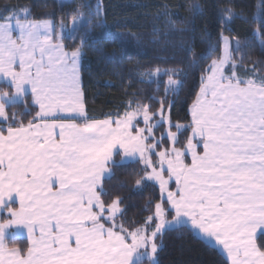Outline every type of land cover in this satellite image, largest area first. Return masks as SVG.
<instances>
[{"label":"snow or ice","instance_id":"1","mask_svg":"<svg viewBox=\"0 0 264 264\" xmlns=\"http://www.w3.org/2000/svg\"><path fill=\"white\" fill-rule=\"evenodd\" d=\"M69 15L71 25L62 17L58 26L27 8L0 17V264H158L164 235L181 230L214 244L227 264H264L257 240L264 229V75L237 69L234 54L240 62L244 55L231 34L237 14L221 10L218 40L200 53L204 59L219 50L202 72L187 124H173L168 100L179 95L185 74L160 67L141 73L149 81L167 76L158 101L130 99L122 113L89 116L80 76L84 41L71 49L63 41H74L93 19L79 7ZM258 16L253 37L264 46V0ZM102 17L98 5L95 26ZM27 90L33 107L25 122L8 106ZM116 156L140 165L137 189L158 188L139 225L118 222L121 197L103 199ZM12 228L26 231V248Z\"/></svg>","mask_w":264,"mask_h":264},{"label":"trees","instance_id":"2","mask_svg":"<svg viewBox=\"0 0 264 264\" xmlns=\"http://www.w3.org/2000/svg\"><path fill=\"white\" fill-rule=\"evenodd\" d=\"M69 0H0V17L9 14L11 9L30 10L34 19L53 20L57 26L63 17L65 24L71 25L70 13L79 7L93 26L79 32L75 40L65 38L63 43L75 48L83 39V55L80 64L81 89L86 111L89 116L104 118L124 111L130 99L147 102L151 96L157 101L164 95V82L167 76L148 80L142 77L150 69H179L185 75L178 96L169 95L174 101L171 109L173 124L177 121L187 124L190 120L188 108L200 87L203 70L215 55L199 59L207 47V41L216 43L221 32L220 13L231 7L237 18L231 23L232 35L238 37L244 53L234 54L240 69L251 72L256 68L264 75V46L254 39L256 24L253 16L259 19L260 0H70V7H61ZM103 11L104 23L95 26L97 6ZM167 6V7H165ZM167 12V18L164 13ZM171 20L172 23L167 21ZM194 49L195 56L186 49ZM196 60V66H190ZM244 73V72H242ZM6 88L5 83L0 89ZM27 106V107H26ZM33 107L30 93L8 106L9 113L23 114L25 122L30 118ZM158 107L153 103V111ZM167 107V102L165 103ZM158 135V133H157ZM186 133L181 134L183 142ZM116 165L110 178L105 179L104 189L108 193L103 199L110 202L121 197L126 226L139 225L148 212L143 211L145 203L159 197L158 188L145 186L137 189L140 165L132 162L120 163V156L114 157ZM258 242H264V233L258 235ZM19 246L26 248L27 240L17 238ZM158 264H227L226 257L215 246L199 237L191 230L167 232L163 237V247L158 252Z\"/></svg>","mask_w":264,"mask_h":264},{"label":"crops","instance_id":"3","mask_svg":"<svg viewBox=\"0 0 264 264\" xmlns=\"http://www.w3.org/2000/svg\"><path fill=\"white\" fill-rule=\"evenodd\" d=\"M1 83H5L4 81H2V80H0V84ZM82 90V89H81ZM27 93H30L31 94V92H30V90H27L26 92H25V94L24 95H26ZM21 98H17L14 102H17V101H19ZM84 100V99H83ZM189 162H190V158H189ZM14 230H15V233L17 234V237L16 238H21V237H23V238H25V239H27V235H26V231L24 230V229H17V228H14ZM196 233V232H195ZM262 233H264V229H258L257 230V237H258V235H260V234H262ZM197 235L199 236V237H201L198 233H197ZM202 238V237H201ZM203 239V238H202ZM210 244H211V242H210ZM213 246H214V244H212ZM222 253V252H221ZM224 255V254H223ZM225 256V255H224ZM226 257V256H225Z\"/></svg>","mask_w":264,"mask_h":264},{"label":"rangeland","instance_id":"4","mask_svg":"<svg viewBox=\"0 0 264 264\" xmlns=\"http://www.w3.org/2000/svg\"><path fill=\"white\" fill-rule=\"evenodd\" d=\"M211 63V62H210ZM230 67V66H229ZM237 69H238V71L239 72H247V70L246 69H240L239 68V65H238V63H237ZM158 135H159V132H158ZM120 163H121V157H120V161H119ZM130 162V161H129ZM125 163H127V162H125ZM111 172H112V170H111ZM172 187L174 188L175 187V185H174V183H173V185H172ZM18 206V205H17ZM6 214V213H5ZM0 219H2V215H0ZM169 219H171V217L169 216ZM10 233H15V230H14V228H12V229H9L8 230ZM197 234V233H196ZM22 239H25V238H23V237H21ZM27 240V239H26ZM210 243V242H209Z\"/></svg>","mask_w":264,"mask_h":264}]
</instances>
